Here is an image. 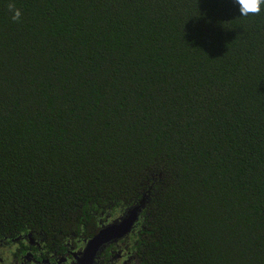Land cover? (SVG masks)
<instances>
[{
  "label": "trees",
  "instance_id": "obj_1",
  "mask_svg": "<svg viewBox=\"0 0 264 264\" xmlns=\"http://www.w3.org/2000/svg\"><path fill=\"white\" fill-rule=\"evenodd\" d=\"M0 0V238L87 235L142 198L137 264H264V5Z\"/></svg>",
  "mask_w": 264,
  "mask_h": 264
},
{
  "label": "flooded vegetation",
  "instance_id": "obj_2",
  "mask_svg": "<svg viewBox=\"0 0 264 264\" xmlns=\"http://www.w3.org/2000/svg\"><path fill=\"white\" fill-rule=\"evenodd\" d=\"M120 215L100 213L90 235L79 228L60 237L47 238L41 233L25 232L12 238H0V264H137L133 227L124 237L98 247L93 255L84 254L88 240Z\"/></svg>",
  "mask_w": 264,
  "mask_h": 264
},
{
  "label": "water",
  "instance_id": "obj_3",
  "mask_svg": "<svg viewBox=\"0 0 264 264\" xmlns=\"http://www.w3.org/2000/svg\"><path fill=\"white\" fill-rule=\"evenodd\" d=\"M145 200L142 198L137 204L126 208L123 213L111 223L102 227L88 240L84 254L88 257L95 253L101 245L118 240L129 233L133 224L137 221L141 209L144 207Z\"/></svg>",
  "mask_w": 264,
  "mask_h": 264
},
{
  "label": "clouds",
  "instance_id": "obj_4",
  "mask_svg": "<svg viewBox=\"0 0 264 264\" xmlns=\"http://www.w3.org/2000/svg\"><path fill=\"white\" fill-rule=\"evenodd\" d=\"M234 2L238 5L239 16L258 15L261 12V6L264 5V0H234ZM7 7L12 14V20L19 21L21 11L16 7L14 0H9Z\"/></svg>",
  "mask_w": 264,
  "mask_h": 264
}]
</instances>
